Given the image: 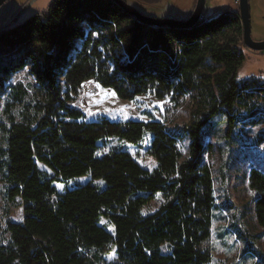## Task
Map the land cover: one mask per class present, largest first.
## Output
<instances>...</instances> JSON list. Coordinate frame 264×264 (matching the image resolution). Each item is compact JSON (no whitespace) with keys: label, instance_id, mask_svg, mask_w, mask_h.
Wrapping results in <instances>:
<instances>
[{"label":"trees","instance_id":"obj_1","mask_svg":"<svg viewBox=\"0 0 264 264\" xmlns=\"http://www.w3.org/2000/svg\"><path fill=\"white\" fill-rule=\"evenodd\" d=\"M230 11L166 30L110 0H53L0 27V91L28 65L34 79L8 85L1 111L0 178L6 201L19 199L23 221L5 223L0 264L211 263L214 197L203 130L227 112L229 134L239 115H255L262 92L254 80H237L245 55L239 14ZM89 81L123 101L151 94L178 107L188 97L191 119L181 127L149 115L148 122H87L74 103ZM145 139L152 169L123 146ZM248 188L264 243V174L250 170ZM157 195L160 206L143 215Z\"/></svg>","mask_w":264,"mask_h":264},{"label":"rangeland","instance_id":"obj_2","mask_svg":"<svg viewBox=\"0 0 264 264\" xmlns=\"http://www.w3.org/2000/svg\"><path fill=\"white\" fill-rule=\"evenodd\" d=\"M53 0H8L0 8V27L15 25L44 10ZM134 7L140 14L157 19L186 20L193 11L196 0H123ZM250 36L253 41H264V0H248ZM220 10L238 12L237 0H207L203 17H208ZM221 13V12H220ZM241 50L245 61L237 72L241 83L254 80L255 88L261 89V98L255 102V115L244 119L238 116L227 134L229 114L220 113L211 124L203 130V143L210 146L204 156V163L210 167L213 181L214 210L211 223L210 264H264V243L262 229L257 225L253 214L254 193L248 188V176L252 169L264 174V52L254 53L244 47L242 38ZM30 66L14 73L3 84L0 91V121L8 85L34 82L29 73ZM260 83V84H259ZM74 105L83 111L85 121L92 122L100 118L110 121H143L148 122V115L166 126H182L190 119L192 103L188 97L175 107L167 100L160 101L151 94L137 97L134 101L118 99L110 90L102 89L93 81L82 85ZM2 134L0 131V145ZM111 144L116 142L111 141ZM148 139L136 146L124 144V148L134 157L137 163L152 169L154 163L145 153ZM188 139L180 141L178 147L183 156L187 154ZM49 175L51 173L38 165ZM157 195L143 210L146 215L154 212L162 203ZM21 223L23 209L19 199L8 203L4 198V185L0 178V243H6L8 235L4 232L5 223ZM101 225L111 227L105 221ZM166 248L163 247L162 251ZM113 262L111 253L105 258Z\"/></svg>","mask_w":264,"mask_h":264},{"label":"water","instance_id":"obj_3","mask_svg":"<svg viewBox=\"0 0 264 264\" xmlns=\"http://www.w3.org/2000/svg\"><path fill=\"white\" fill-rule=\"evenodd\" d=\"M8 0H0V8ZM117 7H119L124 13H126L132 19L148 26L151 28H162V29H191L195 27L202 19L205 10L207 0H196L195 6L193 8L190 16L184 21H175L171 19H157L149 18L140 14L134 7L128 5L123 0H110ZM238 14L241 23V38L242 43L245 48L254 52L261 53L264 52V41H253L250 36V21H249V6L248 0H237Z\"/></svg>","mask_w":264,"mask_h":264},{"label":"built area","instance_id":"obj_4","mask_svg":"<svg viewBox=\"0 0 264 264\" xmlns=\"http://www.w3.org/2000/svg\"><path fill=\"white\" fill-rule=\"evenodd\" d=\"M230 15H235V14H230Z\"/></svg>","mask_w":264,"mask_h":264}]
</instances>
